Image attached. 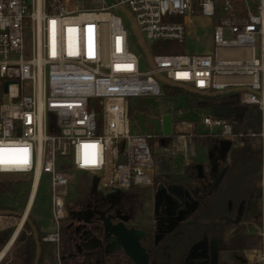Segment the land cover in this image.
Segmentation results:
<instances>
[{
    "label": "built area",
    "instance_id": "1",
    "mask_svg": "<svg viewBox=\"0 0 264 264\" xmlns=\"http://www.w3.org/2000/svg\"><path fill=\"white\" fill-rule=\"evenodd\" d=\"M87 1L91 6L80 8L76 0H0V160L7 159L0 178L27 182L34 200L47 191L50 226L41 230L42 241L54 246L62 222L70 221L67 198L80 174L97 179L100 189L145 188L162 159L187 163L195 139L230 142L226 156L242 143L236 119L214 117L210 109L200 118L174 109L169 135L167 114L151 118L160 134L146 130V119L144 131L132 134L129 99L161 98L165 87L235 94L240 106L261 114L260 133L245 136L260 137L264 154V0ZM196 18L211 22L210 50L153 53L194 38ZM152 140L160 146H150ZM262 186L261 243L243 251L244 264H264V176Z\"/></svg>",
    "mask_w": 264,
    "mask_h": 264
},
{
    "label": "flooded vegetation",
    "instance_id": "2",
    "mask_svg": "<svg viewBox=\"0 0 264 264\" xmlns=\"http://www.w3.org/2000/svg\"><path fill=\"white\" fill-rule=\"evenodd\" d=\"M217 147L214 145L211 150H205L204 155L196 161L193 156L187 163L178 162L179 165L193 166L192 177L185 170L175 172L169 165V159L164 160V164H157L151 186L140 199L134 198L126 190L93 188L91 184L88 197L69 207V211L78 213L77 216L87 222H74L70 228L71 248L69 253L63 255L64 262L133 264L120 246H113L111 236L103 232L102 222L97 215L100 212L110 218L112 224L121 222L126 229L145 232L139 244L148 255V264H189L190 261L186 262L185 259L197 244L196 254L200 255L205 250V254L209 255L210 251L217 250L219 264H230L232 256L225 249L224 242L232 233L233 221L239 217L238 223H245L246 219L242 217L243 202L235 203L232 200L230 155L221 156ZM198 165L201 171L197 169ZM158 186L164 189L159 195L160 200H168L177 205L174 214L169 217L172 221L181 210L186 209L185 205L190 203V199L197 202L196 209L169 234L164 233L168 219L163 213L164 209L161 206L155 207ZM173 186L180 187L182 191L170 193L168 190ZM143 204H146L148 219L143 215ZM141 216L146 218V224H134ZM223 227L224 231H218ZM157 236L161 238L157 240ZM200 262V259H195L191 263Z\"/></svg>",
    "mask_w": 264,
    "mask_h": 264
},
{
    "label": "trees",
    "instance_id": "3",
    "mask_svg": "<svg viewBox=\"0 0 264 264\" xmlns=\"http://www.w3.org/2000/svg\"><path fill=\"white\" fill-rule=\"evenodd\" d=\"M173 42H166L159 47H153L154 54H167L175 52L177 47ZM166 93H180L183 92L179 87H165ZM188 100L186 101V107L196 109L208 110L211 106H230L232 108L241 107L239 100L235 94H217V95H201L198 93H187ZM242 118L236 119L235 130L238 132H253L259 134L261 131V114L256 106H246L245 109H241ZM130 118V110L128 111ZM234 118V115L231 116ZM195 144L204 150H211L213 144L208 140H194ZM169 159V165L175 172H181L185 170V173L190 177L193 176V166L179 165L178 161L173 158ZM263 157H262V144L261 138L255 139L244 138L242 143L234 148L230 154L229 176L232 179V200L237 203L243 202L242 217L248 221L245 223H236L232 225V233L224 242L225 249L229 251L232 256V262H235V257H241L244 250L257 248L261 239L255 232H247L250 229V225L254 224L255 227L259 226V221L262 211V180H263ZM178 181H180L178 179ZM7 184L0 183V196L7 190ZM149 187H131L128 192L136 199L143 198ZM86 198V197H84ZM82 198V199H84ZM0 210H9L0 204ZM209 211V210H208ZM38 233L40 240V261L42 264L44 254L49 251L48 243L42 241L43 233L40 230L39 225L33 219L28 217ZM13 228H7L0 231V251L5 246ZM224 231V227L222 230ZM71 230L66 227L61 229L60 241L58 245V253L60 263L63 264V255L69 253L71 244ZM35 243L33 235L29 226L25 223L23 229L18 233L12 248L11 255L13 260L10 264H33L35 257ZM7 254L4 256L6 259ZM234 259V260H233ZM76 264V263H72ZM160 264H164L161 262Z\"/></svg>",
    "mask_w": 264,
    "mask_h": 264
},
{
    "label": "rangeland",
    "instance_id": "4",
    "mask_svg": "<svg viewBox=\"0 0 264 264\" xmlns=\"http://www.w3.org/2000/svg\"><path fill=\"white\" fill-rule=\"evenodd\" d=\"M77 4L80 8H87L90 7V3L87 0H76ZM107 5L114 2V0H104ZM123 23L128 30V32H132L133 34H136V29L134 25L125 17L122 16ZM208 20H205L204 18H196L195 24H196V33L195 37H186L184 39V42L182 45L175 43V47H177L175 52L167 53L170 55H177V54H191V53H202L206 52L211 49V22H207ZM149 45H152L150 42H148ZM174 43V42H173ZM132 51L134 53H137V50L135 46L132 45ZM255 54H257V49L255 51ZM140 70L144 71L146 69V62L144 58L140 57ZM188 100V95L186 92H180V93H166L164 92V96L161 98H136V99H129V110H130V128L132 134H139V115L144 114L145 115V126L146 130H154V127L148 123V120L151 118H154L155 116H158L160 114H171L174 109L182 108V109H190L192 112H196L199 114V118L203 115L207 114L206 109H196V108H189L186 107V101ZM261 126V124H260ZM261 129V128H260ZM200 130H202L200 126ZM244 138L249 139H255L256 137H247L245 134H255L253 132H246L243 133ZM257 135V134H256ZM152 144H155L157 147L160 146L159 140H152L149 141V145L152 146ZM262 144V141H261ZM196 145V144H195ZM195 155L194 160L196 161L198 158H201L205 150L196 145L195 148ZM262 157H263V170L262 173L264 174V154L262 151ZM177 160V159H176ZM180 162L179 160H177ZM262 174V175H263ZM92 178L85 175L80 174L77 180L75 181V184L73 186V190L70 191L69 197L67 198V204H69V207L71 208L73 204H75L77 201L81 200L84 197H88L89 190L91 186ZM0 183L7 184L6 186L7 190L3 192V194L0 196V204L4 206L5 208H9L10 211H17L22 212L24 211L25 205L28 200L29 195V185L25 181H10L0 178ZM146 204H143V215L146 217L148 215V212H146L145 209ZM142 215V214H141ZM28 217L30 219H33L37 222L40 229L47 228V226H50L49 223V196L47 194V191L45 189H41L32 205V208L28 214ZM27 217V218H28ZM142 217V216H141ZM148 219V217H146ZM146 218H140L134 224L138 226H143L146 224ZM18 217H0V231L7 228H13V231L10 235L13 234L17 224H18ZM69 219L67 221L62 222L61 229L65 228L68 224ZM248 221L245 222V224ZM247 225V224H246ZM250 229L247 230V232H255L257 234V227L255 225L251 224ZM23 229V228H22ZM21 229V230H22ZM11 237V236H10ZM9 237V238H10ZM9 240V239H8ZM8 242V241H7ZM6 242V243H7ZM12 248V246H11ZM11 248L9 249L7 253L5 261H3V264H10L13 260V255H11ZM48 250H51V252L56 251V246L50 245L48 246ZM250 250V249H247Z\"/></svg>",
    "mask_w": 264,
    "mask_h": 264
},
{
    "label": "water",
    "instance_id": "5",
    "mask_svg": "<svg viewBox=\"0 0 264 264\" xmlns=\"http://www.w3.org/2000/svg\"><path fill=\"white\" fill-rule=\"evenodd\" d=\"M6 87H7V83H4L3 84L4 92H6ZM209 109L211 111V115L214 117L229 119L231 118L232 115H234L235 119L240 120L242 118L241 109H245V107L232 108L230 106H211ZM170 120H171V117L168 114L163 117L165 135L170 134ZM144 122H145V116L144 114H140L139 115V125H140L141 132L144 131ZM148 122L153 124L158 134L161 133L157 121L149 119ZM217 148L219 150L220 155L225 156L230 150L231 144L228 141H221ZM158 164L159 165L164 164V159H162ZM197 169L201 171V166L198 165ZM220 177H221V174L218 180L220 179ZM96 186H97V179H93L92 187L95 188ZM168 191L170 193H179L182 191V189L180 187L173 186ZM116 192H122V191L116 190ZM163 192H164L163 187L158 186L156 189V193H155V207L161 206L164 209L163 213L168 217L166 230L164 231V233L169 234L174 230V228L176 227L178 223L184 221L186 217L189 216L196 209L197 202L190 199V203L185 205L186 209L181 210L178 216L176 218H173L174 221H172V219H170L169 217H171L174 214V210L177 207V205L175 203H171L168 200H165V201L160 200L159 195L162 194ZM187 205H188V208H187ZM77 215L78 213L69 211V217L71 221L66 225L67 229H70L73 226L74 222H80V221L87 222V220H83L82 218H79ZM97 215L100 217V220L102 222L103 232L105 233V235L111 236L110 242H112L114 247L120 246L123 249L126 257H128V259L133 264H148V255L146 254L145 250L139 244V240L145 235V232L141 230H135V229H126L123 223L121 222L117 224H112L111 219L108 217H105L103 213L98 212ZM7 216L18 217V219H21L23 216V211L17 212V211H10V210H0V217H7ZM239 220L240 218L238 217L236 218L235 221H233V223L234 224L238 223ZM23 223L24 224L26 223L29 226L31 230V234L33 235V239H34V243L36 247L33 264H39L41 249H40V240L38 237L37 230L34 224L30 220H28L27 217L25 218ZM159 238H161V236L156 237L157 240ZM197 250H198V244L194 245L191 248L185 261L186 262L190 261L189 264H193L191 263L192 260L200 259L202 262L195 263V264H219L217 250L210 251L209 255L205 254V250L203 251V253L198 255L195 253ZM234 259L238 261L240 264H244L246 262L245 259L241 257H235ZM222 264H225V263H222Z\"/></svg>",
    "mask_w": 264,
    "mask_h": 264
},
{
    "label": "bare ground",
    "instance_id": "6",
    "mask_svg": "<svg viewBox=\"0 0 264 264\" xmlns=\"http://www.w3.org/2000/svg\"><path fill=\"white\" fill-rule=\"evenodd\" d=\"M65 1H67V0H65ZM10 160H11V159H10ZM0 162H7V159H4V158H3V159L0 160ZM34 190H35V189L33 188V190L30 192V195H29V197H28V200H27V203H26L25 209H24V211H23V216H22V218L19 219V222H18V224H17V226H16V228H15L13 234L11 235V237H10L9 240H8V242L5 244V246H4V247L2 248V250L0 251V260H1L2 258H4L6 252L8 251V249H9V248L11 247V245L13 244L14 239H16L18 233L21 231L22 224H23L25 218L28 216L27 214H28V212H29L31 206L33 205L34 194H35Z\"/></svg>",
    "mask_w": 264,
    "mask_h": 264
},
{
    "label": "crops",
    "instance_id": "7",
    "mask_svg": "<svg viewBox=\"0 0 264 264\" xmlns=\"http://www.w3.org/2000/svg\"><path fill=\"white\" fill-rule=\"evenodd\" d=\"M264 176V175H263ZM26 206V205H25ZM31 208H32V206H31ZM31 208H30V210H31ZM25 209V208H24ZM30 210H29V212H30ZM29 212H28V214H29ZM27 214V215H28ZM19 222V221H18ZM48 227V226H47ZM45 229V228H44ZM44 229H40V230H44ZM14 243V242H13ZM13 245V244H12ZM11 245V246H12ZM50 245H52V244H49L48 243V246H50ZM54 246V245H53ZM11 248V247H10ZM9 248V249H10ZM9 249H8V251H9ZM8 251L6 252V254L8 253ZM5 254V255H6ZM42 264H61L60 263V259H59V253H58V246H56V251H54L53 250V252H51V250H49V251H47L45 254H44V256H43V261H42ZM63 264H68V262H64Z\"/></svg>",
    "mask_w": 264,
    "mask_h": 264
}]
</instances>
